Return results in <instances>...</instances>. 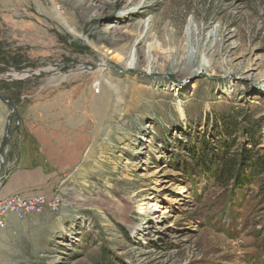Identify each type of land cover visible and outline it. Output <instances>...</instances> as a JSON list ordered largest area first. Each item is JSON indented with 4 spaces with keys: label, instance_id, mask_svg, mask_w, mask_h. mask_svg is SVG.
<instances>
[{
    "label": "rangeland",
    "instance_id": "obj_1",
    "mask_svg": "<svg viewBox=\"0 0 264 264\" xmlns=\"http://www.w3.org/2000/svg\"><path fill=\"white\" fill-rule=\"evenodd\" d=\"M0 93L81 147L0 264H264V0H0Z\"/></svg>",
    "mask_w": 264,
    "mask_h": 264
},
{
    "label": "crops",
    "instance_id": "obj_2",
    "mask_svg": "<svg viewBox=\"0 0 264 264\" xmlns=\"http://www.w3.org/2000/svg\"><path fill=\"white\" fill-rule=\"evenodd\" d=\"M0 137H4L1 132ZM80 151L79 143L53 138L43 127L25 123L8 151L2 176L6 172L8 175L0 187V200L16 195L51 197L69 179L80 158ZM33 218L35 214L24 221ZM20 222L23 221L11 216L7 230L15 229Z\"/></svg>",
    "mask_w": 264,
    "mask_h": 264
},
{
    "label": "built area",
    "instance_id": "obj_3",
    "mask_svg": "<svg viewBox=\"0 0 264 264\" xmlns=\"http://www.w3.org/2000/svg\"><path fill=\"white\" fill-rule=\"evenodd\" d=\"M62 203L63 198L59 191L51 197L16 195L0 200V236L7 230L11 216L14 215L19 221H24L32 214H41L48 210L58 211Z\"/></svg>",
    "mask_w": 264,
    "mask_h": 264
},
{
    "label": "water",
    "instance_id": "obj_4",
    "mask_svg": "<svg viewBox=\"0 0 264 264\" xmlns=\"http://www.w3.org/2000/svg\"><path fill=\"white\" fill-rule=\"evenodd\" d=\"M8 70L10 71L11 69L8 68ZM12 71L15 73H19L15 69H13ZM28 76H35V74L31 73ZM0 99L5 101L6 103H8L12 108L11 115L9 116L7 124H6L5 135H4V138H3V141L1 144V148H0V163H1L0 175H1L2 166L4 164V158L6 156L7 150L9 149L10 140L12 139L14 133L16 132V130L12 129L11 123H12L13 118H15L16 119V127L17 128L19 127V112H18V108L14 105V103L11 102L10 100H8L7 97L3 96L1 93H0ZM6 175H8L7 172L4 176H0V187L3 185V183H5Z\"/></svg>",
    "mask_w": 264,
    "mask_h": 264
},
{
    "label": "trees",
    "instance_id": "obj_5",
    "mask_svg": "<svg viewBox=\"0 0 264 264\" xmlns=\"http://www.w3.org/2000/svg\"><path fill=\"white\" fill-rule=\"evenodd\" d=\"M223 163L224 164L219 168V173H217L220 178H221V176L224 177L225 174H226V176H228V175L234 176L236 174L237 175L242 174V177L248 178L251 180L253 174L250 172L245 173L243 170L244 168L242 170L240 169V171L237 172V170L235 171L234 166H232V163L228 159H223ZM246 165H249L250 168L253 167L254 170L252 172H255L257 170V166L261 167V166H263V163L258 161V162H251V164L247 163ZM232 174H234V175H232Z\"/></svg>",
    "mask_w": 264,
    "mask_h": 264
},
{
    "label": "bare ground",
    "instance_id": "obj_6",
    "mask_svg": "<svg viewBox=\"0 0 264 264\" xmlns=\"http://www.w3.org/2000/svg\"><path fill=\"white\" fill-rule=\"evenodd\" d=\"M192 35L196 38V32L193 30L192 31ZM150 64H149V66L151 65V67H152V61H150L149 62ZM131 66V64L130 65H128V67H130ZM191 73H193V72H191L190 70H189V72L187 73L188 75H190ZM0 166H1V163H0Z\"/></svg>",
    "mask_w": 264,
    "mask_h": 264
}]
</instances>
